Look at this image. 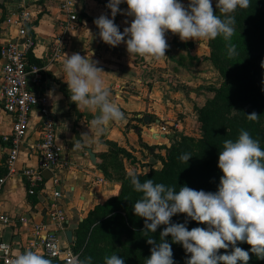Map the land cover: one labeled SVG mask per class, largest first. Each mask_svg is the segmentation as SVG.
Returning a JSON list of instances; mask_svg holds the SVG:
<instances>
[{
    "label": "crops",
    "instance_id": "crops-1",
    "mask_svg": "<svg viewBox=\"0 0 264 264\" xmlns=\"http://www.w3.org/2000/svg\"><path fill=\"white\" fill-rule=\"evenodd\" d=\"M24 1L33 9L35 15L31 30L36 38V45L31 50L29 59L44 66L42 83L38 86L30 83L29 86L36 92L45 93L48 107L56 119V140L62 145L63 153L61 159L48 169L50 174L45 178L44 184L37 187L33 194L28 193L27 182L22 176H7L0 192V212L14 217V222L0 225V239L9 242L16 255L25 252L31 239V223L46 219L52 202H58L67 219L65 231L59 230L57 233L60 241L62 239L61 243L69 242L67 229L72 230L74 242V229L78 227L79 221L96 205L103 204L119 193L121 175L118 177L116 173L120 174L123 167H120L117 161H122L125 169L129 171L128 163L131 160L117 152L109 142L128 150L141 163L145 162V167L159 168L157 166L161 163L160 157L165 156V149H159L156 145L168 146L167 140L171 139L154 137L152 129L156 127L152 123L149 128L144 126L145 124L140 126L145 127V130L140 129V135L137 134L139 125L132 124L138 117L149 115L148 111L154 110L164 118L160 125H165L175 120V111H183L186 112L185 123L187 120L195 123L194 111L186 95L180 88L171 89L169 83L161 80L156 73L162 66L161 58L138 55L130 58L125 43L112 47L99 38V30L93 21L100 15L112 18L111 10L106 7L108 0H80L77 6L78 19L70 29L71 35L64 53L68 56L79 53L98 61L97 66L105 72L100 75L110 90L109 99L118 104L125 115L123 121L113 122L105 134L97 135L90 126L96 111L77 110L75 103L70 99L67 84L63 79L65 54L63 53L58 61L48 60L49 44L59 31L57 23L65 18L60 9L62 0ZM181 2L187 5L188 0ZM21 3V0H0V46L7 41H14L17 37V28L8 24L5 18L9 13L18 10ZM127 7L126 3H121V12L114 19L121 32L130 26L133 19L125 14ZM40 117L37 108L31 111L28 133L19 151L18 167L38 164L40 152L35 145L40 138ZM12 121V115L3 108L0 101V176L6 175L7 172V143L2 140V136L11 132ZM89 129V143L80 148L75 147L78 142H82L81 133L88 132ZM139 139L149 146V152L143 157L139 151ZM89 148L95 153V164L87 153ZM53 177L59 178L57 184H54ZM55 190L60 193L58 197L53 195ZM19 217L28 219V224L22 223Z\"/></svg>",
    "mask_w": 264,
    "mask_h": 264
},
{
    "label": "clouds",
    "instance_id": "clouds-1",
    "mask_svg": "<svg viewBox=\"0 0 264 264\" xmlns=\"http://www.w3.org/2000/svg\"><path fill=\"white\" fill-rule=\"evenodd\" d=\"M127 4L126 15L132 17L129 27L123 32L114 23L115 16L121 12L119 5ZM251 0H217L215 9L212 0H108L111 19L100 15L94 19L99 38L106 44L116 47L126 44L130 58L135 56L159 59L165 56L169 47L165 34L171 32L180 40H214L222 37L229 58L237 55L236 45L232 43L235 35V16L237 9H247ZM65 54L63 63L64 82L70 99L77 110H95L96 115L90 122L97 135H103L113 122H121L125 115L119 105L109 99L110 90L106 87L97 66L98 61L73 53ZM94 53H92L93 55ZM261 66L264 67V61ZM255 121L259 114H247ZM90 129L81 133L80 148L89 143ZM191 154L184 153L179 159L188 162ZM218 168L220 177L218 190L206 192L182 186L179 191L162 183L147 179L143 183L133 170L128 178L133 189L141 197L133 205L135 216L144 219L143 232L147 243L153 245L146 264H175L171 245L181 244L190 253L186 264H247L249 252L237 247V243H247L250 251L264 259V150L260 142L241 129L238 139L225 140L219 152ZM185 214L187 218L204 224L188 230L185 223H172L171 218ZM164 225L157 243L149 233H155ZM232 246L231 253L218 254V250ZM12 264H52L41 254L26 250L12 260ZM76 264H92V258L76 260ZM104 264H124V259L113 254L104 257Z\"/></svg>",
    "mask_w": 264,
    "mask_h": 264
},
{
    "label": "trees",
    "instance_id": "trees-1",
    "mask_svg": "<svg viewBox=\"0 0 264 264\" xmlns=\"http://www.w3.org/2000/svg\"><path fill=\"white\" fill-rule=\"evenodd\" d=\"M235 20L236 26L242 32V38L232 42L236 45L238 54L233 58H228L234 62V65L227 67V63L224 66V63L216 61L223 77H227L226 83L220 88L213 89L215 97L210 101L211 105L196 109L200 137L197 140H194L193 137H183V139L192 140L191 145L200 147L199 155H203V153L212 155L215 150L219 154L223 150L224 141L235 142L241 129L248 131L252 138L258 140L261 149L264 150V69H257L253 64L254 56L259 55L260 59L264 57V0H251L250 7L247 9H237ZM225 52L227 53L226 48ZM231 108H237V113L230 115ZM252 112L259 114L255 121L248 119L247 114ZM136 132L140 135V129H137ZM175 135L180 134L176 132ZM109 143L127 159L135 161L128 150L117 147L115 143ZM163 147L165 157H162V166L159 168L151 166L148 172L137 173L142 183L147 179H153L156 183L168 186L169 181L175 179L178 189L188 186L198 191L202 190V186L207 182L217 185L218 180L207 163L202 167L201 163H186L179 159L185 153L186 148L180 144L163 145ZM119 180L121 183L119 193L103 204L96 205L87 217L79 222V228L86 225L90 228V236H96L101 232L113 234L125 229L134 245H139L140 242L151 245L147 243L148 237L143 232L144 219L133 213V205L142 194L135 192L131 184L129 190H123L125 184L130 183L128 175L124 179L122 176ZM124 200L127 201L128 207L126 215L124 217L113 216L111 214L112 203L118 205L122 204ZM80 236L77 237L75 232L73 242L75 250L76 244L81 241L82 237ZM148 236L153 238L151 233ZM236 246L249 252L250 259L247 264H264V259H260L252 253L251 246L247 243L239 242ZM231 251L232 246L230 245L229 248L218 251V254L223 255L231 253ZM128 255L130 263L136 260L131 253ZM238 264H242V262L238 261Z\"/></svg>",
    "mask_w": 264,
    "mask_h": 264
},
{
    "label": "built area",
    "instance_id": "built-area-1",
    "mask_svg": "<svg viewBox=\"0 0 264 264\" xmlns=\"http://www.w3.org/2000/svg\"><path fill=\"white\" fill-rule=\"evenodd\" d=\"M80 0H62L60 9L65 18L57 23L58 32L49 44L48 60L58 61L65 51L70 39V29L78 19V3ZM18 10L9 13L5 21L17 28V37L14 41H7L0 46V101L3 108L12 115V129L9 134L3 135L2 140L7 143L6 175L0 176V192L3 189L7 176L18 174L27 182V191L33 194L37 187L44 184L43 170L50 169L60 159L63 147L56 140V119L48 107L45 93L30 88V83L40 85L43 81L44 66L29 59L31 50L36 45V38L31 30L35 18L34 11L21 0ZM37 108L40 112L39 135L35 147L40 152V159L36 166H17L21 144L29 129L30 113ZM176 128L179 123L174 124ZM156 133H171L166 125H157ZM154 132V131H153ZM155 133V132H154ZM54 184L59 182L53 177ZM54 197L60 195L53 192ZM19 220L28 224V219L19 217ZM14 222V217L0 212V225ZM66 215L58 202H52L46 219L31 223V239L26 250H32L50 259L52 264H76L80 260L79 252L73 248V242L61 243L57 233L65 231ZM18 255L13 253L9 242L0 239V264H12Z\"/></svg>",
    "mask_w": 264,
    "mask_h": 264
},
{
    "label": "rangeland",
    "instance_id": "rangeland-1",
    "mask_svg": "<svg viewBox=\"0 0 264 264\" xmlns=\"http://www.w3.org/2000/svg\"><path fill=\"white\" fill-rule=\"evenodd\" d=\"M216 2L217 0H212L213 8L217 15H221L219 10L215 9ZM234 16L236 18V12L234 13ZM166 33L168 34H166L165 39L169 47L165 52V56L161 57L162 61H160V63H162V66H160L156 73L160 76L161 80L169 83L171 89L180 88L182 90V92L190 101L189 104L194 111L195 117L193 120L195 122L194 124L191 122V120H187L185 123L184 117L186 116V112L175 111V120H171V123L165 124L169 129L172 130L171 133H174L172 139L169 141L167 140V145L171 146L173 144H180V146L186 148L185 153H189L192 156L188 160V163H201L202 167H204L207 163L209 168H211L214 177L217 178L218 183L217 185H212L207 182L206 185L202 186V190L206 192H216L218 190L220 177L223 175L222 171L217 166L219 158V154H217L218 151L213 150L214 153L212 155L205 153H203V155H199L198 151H201L200 147L191 145L190 142H192V140L190 141L188 139H183V137H193L194 140H197L200 137L196 109L198 107L211 105L210 101L215 97V92L213 89L220 88L226 83L225 80H227V77H223L222 73L217 67L216 61L219 63H224V66L227 63V67L234 65V62L228 58V55L225 52L226 47L222 37H218L214 40L201 39L199 41L188 40L187 42H183L180 40L179 36L177 37L170 32ZM241 38L242 32L235 24V35L232 37V42ZM262 61H264V57L260 59L259 55H256L254 56L253 64L256 65L257 69H264V67L261 66ZM236 109L237 108H231L229 110V114H236ZM147 114H149V116L155 115V117L158 118L160 122L164 121L163 116H160L158 113L156 114L154 110L148 111ZM143 118L144 116L138 117V119H136L132 125H139L138 129L143 130H145V127L142 128L140 126H143L144 124V126H147L148 128L150 123H152L154 127L160 125V123H155L154 121L145 122ZM130 121L131 120H129L128 125H130ZM176 123H179V127L175 129L176 126L174 124ZM176 132L180 135L176 136ZM138 146L141 147L139 150L141 157L146 156L149 152V146L141 142L140 139ZM156 146H158L159 149L164 148L160 144H157ZM162 157L165 156L160 157L161 163L157 167L162 166ZM135 161H130L128 163L129 166H127L129 171L125 169L124 163H122V161H117V163L120 164V167H123V169L120 174L116 173V176L119 177L121 175L119 178H122L123 176L124 179L128 173L133 170H135V172L138 170L136 173L149 171V167H145V162L141 163V161L137 160L136 158ZM168 187H173L176 191H179V189L176 187L175 179H171V181H169ZM124 189L129 190L130 183L125 184L123 190ZM112 205L113 209L111 210V214H113V216L118 217V215H120L121 217H124L126 215L128 211L126 200H124L122 204L115 205L112 203ZM86 217L87 216L83 217V219ZM186 220V227L188 230L196 227H206L204 224H199L187 218L185 214H177L171 218L172 223H185ZM164 227V225H161L155 233H151L157 243L160 242V233L163 231ZM74 231L76 232L77 237L78 235H81L80 237H82L81 241L76 244V250H74L79 252L81 257L80 260L90 256L92 258V264H104V257H110L113 254L121 256L124 259V264H146L145 259L151 255L150 249L153 247V245H148L142 242H140L141 244L139 245H134L129 239L125 229L113 234L101 232L100 234H96V236H90V228L86 227V225H82V227L79 228L78 223V227H76ZM166 240L172 247L175 264H186V261L191 254L186 253L181 244L173 243L170 235L166 238ZM221 250L224 249H220L218 251ZM128 253H131L135 257L136 260L134 262H129Z\"/></svg>",
    "mask_w": 264,
    "mask_h": 264
},
{
    "label": "water",
    "instance_id": "water-1",
    "mask_svg": "<svg viewBox=\"0 0 264 264\" xmlns=\"http://www.w3.org/2000/svg\"><path fill=\"white\" fill-rule=\"evenodd\" d=\"M143 120L145 122L148 121H154L155 123H160V120L154 116H149V115H145ZM174 136V133H154V137H163V138H169L171 139ZM87 153L89 155L90 160L95 164L96 163V159H95V153H93L91 151V149H87ZM42 174L44 175L45 178L49 177V170L45 169L43 170ZM66 236L69 242H72V230L71 229H67L66 230Z\"/></svg>",
    "mask_w": 264,
    "mask_h": 264
},
{
    "label": "bare ground",
    "instance_id": "bare-ground-1",
    "mask_svg": "<svg viewBox=\"0 0 264 264\" xmlns=\"http://www.w3.org/2000/svg\"><path fill=\"white\" fill-rule=\"evenodd\" d=\"M152 131H154L156 133L155 128H153Z\"/></svg>",
    "mask_w": 264,
    "mask_h": 264
}]
</instances>
